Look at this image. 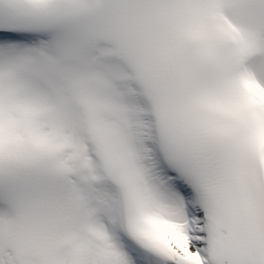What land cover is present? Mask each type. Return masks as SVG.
I'll list each match as a JSON object with an SVG mask.
<instances>
[{
  "label": "snow or ice",
  "instance_id": "1",
  "mask_svg": "<svg viewBox=\"0 0 264 264\" xmlns=\"http://www.w3.org/2000/svg\"><path fill=\"white\" fill-rule=\"evenodd\" d=\"M0 264H264V0H0Z\"/></svg>",
  "mask_w": 264,
  "mask_h": 264
}]
</instances>
